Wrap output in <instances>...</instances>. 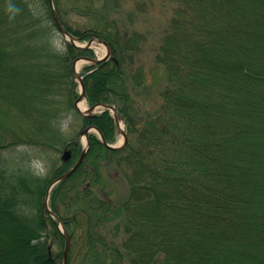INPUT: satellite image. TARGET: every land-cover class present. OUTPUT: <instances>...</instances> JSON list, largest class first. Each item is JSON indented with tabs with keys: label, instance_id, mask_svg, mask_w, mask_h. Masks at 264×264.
Instances as JSON below:
<instances>
[{
	"label": "trees",
	"instance_id": "obj_1",
	"mask_svg": "<svg viewBox=\"0 0 264 264\" xmlns=\"http://www.w3.org/2000/svg\"><path fill=\"white\" fill-rule=\"evenodd\" d=\"M152 1L54 0L79 42L109 46L81 74L90 106L114 105L128 135L110 149L90 134L82 164L52 189L69 264H264V0H168L154 58L162 101L142 112L145 37L127 24ZM81 57L94 50L62 35L50 0H0V264H64L65 237L45 207L51 176L74 165L79 130L116 140L109 110L76 108Z\"/></svg>",
	"mask_w": 264,
	"mask_h": 264
},
{
	"label": "rangeland",
	"instance_id": "obj_2",
	"mask_svg": "<svg viewBox=\"0 0 264 264\" xmlns=\"http://www.w3.org/2000/svg\"><path fill=\"white\" fill-rule=\"evenodd\" d=\"M175 7H176V3L168 1V0H153L152 3H150V6H148V8L146 9V12L144 13L138 12L137 14H134L133 16L134 20L131 22V24L129 23L127 24L130 26L129 28L131 31L133 30L139 31L145 37L144 38L145 42L142 44L143 52H142V55L138 57V59L145 65V69L147 72V81H146L147 85L144 86L143 88L137 89L136 92L134 93L135 106L137 109L141 110L142 112L154 111L155 109H157V107L160 106L161 101H162L161 92L164 87L163 83H161L162 82V79H161L162 69L161 68L155 69L156 62L154 58H155L156 53L159 50L160 45L163 42L164 35L166 33L167 24L169 20L172 18L173 10ZM129 14H130V9L128 7L125 8L120 13L121 18L123 22L125 23L124 25H126V22H128L126 17H129L128 16ZM76 44L81 45V46H86L88 43L76 41ZM91 47H92L91 49L94 50L96 59L103 58L107 55L108 49L106 45H104L103 43L94 41ZM88 63L89 61L80 60L78 62L79 71H81L84 65ZM76 80L79 83V90L81 92V85L77 77H76ZM82 102L85 103L86 109L92 107L87 101V96ZM103 110H104L103 107H97L95 109V113L100 114L103 112ZM110 112L114 116V113L112 111ZM84 116H89V115H84ZM90 126H94V125H90ZM121 126L123 129L126 130V125L123 120H121ZM83 131L79 130L80 149L78 150V155L75 157L73 164L76 163L81 150H83L86 145V137L84 134L82 135ZM117 133L118 134H117L115 142L110 143L107 140L106 141L112 145H120L121 143H123L124 137L119 132V129H117ZM89 134H95L100 137V134L98 133L96 129H93ZM66 150H71V149L69 148L65 149L63 152H60L58 154L59 155L58 165H60V163L62 162L61 157L63 156ZM25 151H27V149ZM29 152H31L30 155H32L33 157L36 154L32 148L29 150ZM38 162L39 163H37L35 159H32V163H35V166L37 164L39 165L41 170H45V165L42 164L40 161ZM103 174L106 177H111L112 172L109 171L108 169H104ZM56 178L57 177L54 178L53 176H51L52 181ZM127 193H128V186L125 183L120 182L119 184L118 183L116 184V189H115L116 195H114L116 198L124 199ZM50 196H51V193H50ZM49 205H50V198H49Z\"/></svg>",
	"mask_w": 264,
	"mask_h": 264
},
{
	"label": "water",
	"instance_id": "obj_3",
	"mask_svg": "<svg viewBox=\"0 0 264 264\" xmlns=\"http://www.w3.org/2000/svg\"><path fill=\"white\" fill-rule=\"evenodd\" d=\"M50 3H51V6H52V9H53L55 20H56V22L58 24V27H59L61 33L64 36H66L71 42L76 44V37L65 28L64 24L61 21L59 15H58V13H57V11L55 9L54 0H50ZM94 41H97L99 43H103L104 45L107 46L106 42H104V41H102L100 39H93L90 42H88V44L86 46H81V47H83V48H91V45H92V43ZM107 49H108L107 55L105 57H103V58L91 59V58L81 57L75 62V65H74L75 75H76L77 79L80 82L81 90H82V93H81L80 97L78 98V100L76 102V108L79 111V113H81L82 115H89V116H92L95 113V109L97 107H104V108L109 109L110 111H112L114 113V117L116 119L119 132L124 137V141H123V143L121 145L109 144L106 141L103 133L97 127H95V126L87 127L82 132V135L84 134L85 137H86V145H85V147H84L79 159L77 160V162L68 171H66L65 173H63L60 176H58L49 185V188H48L47 193H46V198H45V207H46L48 213L56 220L60 230L62 231V233H63V235L65 237V241L66 242H65V250H64V264H69V255H70V251H71V248H72V237L69 234V232L65 229L60 217L49 206V198H50L51 190L54 188L55 185H57L62 180L66 179V178H69L79 168V166L82 164V162H83V160H84V158H85V156H86V154H87V152H88V150L90 148L89 133L93 129H96L98 131V133L100 134V137L102 139V142L110 149H121V148L125 147L127 142H128L127 133H126L125 129H123L122 126H121V118H120L119 112L116 110V108L114 106L109 105V104H105V103H99V104H97V105H95V106H93L91 108H87L86 110H82L79 107V103L81 101H83L85 99V97H86V87H85V83H84V76H82L79 73L77 64H78V62L80 60H87V61H90L91 63L99 64L100 62H102L103 60L107 59L111 55V50H110V48L108 46H107ZM71 156H72L71 150H66L64 152L62 158H63L64 161H69Z\"/></svg>",
	"mask_w": 264,
	"mask_h": 264
},
{
	"label": "bare ground",
	"instance_id": "obj_4",
	"mask_svg": "<svg viewBox=\"0 0 264 264\" xmlns=\"http://www.w3.org/2000/svg\"><path fill=\"white\" fill-rule=\"evenodd\" d=\"M79 106H80V108L83 109V110L86 109V105H85V103L82 102V101L80 102Z\"/></svg>",
	"mask_w": 264,
	"mask_h": 264
}]
</instances>
